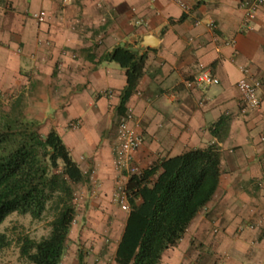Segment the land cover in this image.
<instances>
[{"label":"crops","instance_id":"1","mask_svg":"<svg viewBox=\"0 0 264 264\" xmlns=\"http://www.w3.org/2000/svg\"><path fill=\"white\" fill-rule=\"evenodd\" d=\"M181 1L188 10L169 0H0V84L40 102L30 118L61 136L94 192L112 197L129 179L114 159L127 77L105 56L118 47L145 55L125 104L144 138L137 176L190 151L221 154L216 193L160 264H264V6L247 29L243 0ZM41 11L44 22L34 18ZM150 35L156 45L144 47ZM202 67L219 85H195ZM243 68L262 83L261 108L247 114L237 90ZM116 212L110 245L85 233L92 249L83 264H118L129 212ZM66 251L62 264H76L77 250Z\"/></svg>","mask_w":264,"mask_h":264},{"label":"trees","instance_id":"2","mask_svg":"<svg viewBox=\"0 0 264 264\" xmlns=\"http://www.w3.org/2000/svg\"><path fill=\"white\" fill-rule=\"evenodd\" d=\"M125 69L127 85L119 115L144 73L145 55L118 47L105 56ZM40 123L24 117L0 118V226L13 213L39 219L53 210L51 233L35 241L25 238L21 254L30 264H62L76 220L75 186L87 175L73 160L61 136L39 133ZM221 154L217 147L194 150L162 161L133 176L127 184L129 213L116 253L118 264H160L178 244L192 220L219 186ZM160 172L149 187L151 176ZM50 206V207H49ZM10 245L0 235V251ZM83 264V254L79 253Z\"/></svg>","mask_w":264,"mask_h":264},{"label":"rangeland","instance_id":"3","mask_svg":"<svg viewBox=\"0 0 264 264\" xmlns=\"http://www.w3.org/2000/svg\"><path fill=\"white\" fill-rule=\"evenodd\" d=\"M26 91L19 89L12 92L11 88L8 90L0 84V118L4 116L22 118L25 116L28 121H36L30 118V115L37 113V104L40 102L27 96ZM39 133L44 138L50 134H46L40 126ZM91 182L92 180L89 179L75 186L77 222H74L72 228L76 231L73 237H77L78 243L77 240H70L66 247L67 255L72 254V252L75 253L77 250L78 257L79 253L86 257L89 256L92 248H87L83 242L86 232L88 237H99L106 245H110L114 241L111 238L113 237V230L116 229L112 227V222L115 218L117 220L119 215L116 209L123 214L129 212L128 210H122L121 204L116 200L115 195L109 197L94 192L95 185ZM52 221L53 210H48L39 219L33 218L30 214L20 213H13L7 217L0 226V235L5 234L10 245L0 251V264H30L21 254L24 239L30 238L40 241L48 237L52 230ZM76 264H80L79 259ZM85 264H87V261Z\"/></svg>","mask_w":264,"mask_h":264},{"label":"built area","instance_id":"4","mask_svg":"<svg viewBox=\"0 0 264 264\" xmlns=\"http://www.w3.org/2000/svg\"><path fill=\"white\" fill-rule=\"evenodd\" d=\"M169 1L175 2L183 9L188 10L186 5L181 0ZM241 6L244 9L245 18L248 22L245 27L250 29V23L256 18L260 8L264 6V0H243ZM46 17V12L43 11L34 15V18H36L39 22H44ZM214 26L215 25L213 23H210V27L213 28ZM242 74V78L237 83V90L240 95L241 112L243 114H247L261 108L260 90L262 83L258 79L252 77L245 68L242 69ZM219 83V79L213 74V72L204 67L200 69V72L195 78V85L200 88L216 86L219 85ZM77 126V123H73L71 127L76 128ZM143 142V135L135 128L134 113L127 109L124 114L120 115L117 122L114 159L116 168L123 174L125 172V176L129 179L133 176H137L138 174V168L133 166V160L135 153L142 147ZM115 196L116 200L121 204L122 210L129 211L127 185L119 183Z\"/></svg>","mask_w":264,"mask_h":264},{"label":"water","instance_id":"5","mask_svg":"<svg viewBox=\"0 0 264 264\" xmlns=\"http://www.w3.org/2000/svg\"><path fill=\"white\" fill-rule=\"evenodd\" d=\"M156 44L152 41V36H147L144 39V47H154Z\"/></svg>","mask_w":264,"mask_h":264}]
</instances>
